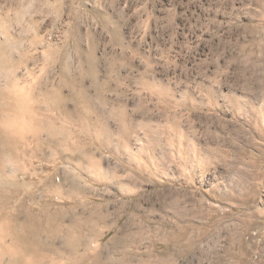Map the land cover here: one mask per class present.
Here are the masks:
<instances>
[{
    "label": "rangeland",
    "instance_id": "rangeland-1",
    "mask_svg": "<svg viewBox=\"0 0 264 264\" xmlns=\"http://www.w3.org/2000/svg\"><path fill=\"white\" fill-rule=\"evenodd\" d=\"M8 39L18 43L15 60L25 52L31 61L41 58L37 74L43 39L66 67L64 82L61 69L50 71V88H63L56 108L50 113L43 98L35 100L50 113L39 118L52 129L34 136L17 123L29 143L3 155L6 211L18 210L22 222L35 216L39 239L52 242L58 264H114V231L72 247L64 230L71 203L66 153L74 189L103 187L90 185L82 166L88 174V164L96 165L87 147L96 145L105 114L121 157L130 155L138 180L153 179L148 221L158 227L152 237L158 250L173 216L165 190L183 186L202 207L183 221L211 222L232 264H264V0H0V42ZM86 254L98 259L76 260Z\"/></svg>",
    "mask_w": 264,
    "mask_h": 264
},
{
    "label": "crops",
    "instance_id": "crops-1",
    "mask_svg": "<svg viewBox=\"0 0 264 264\" xmlns=\"http://www.w3.org/2000/svg\"><path fill=\"white\" fill-rule=\"evenodd\" d=\"M102 123L103 129L96 134V145L87 147L92 150L89 156L97 157L98 160L96 165L88 164V174L83 172L85 169L82 166V176L87 177L90 185L99 181L103 187L74 189L72 155L69 157L66 153L65 156V197L71 200L64 211L65 244L74 247L83 244L86 238L103 241L107 231H114V264H232L227 257L230 248H218L223 242L215 238L211 222L204 224L183 221L184 214L193 213L192 211L199 214L202 208L200 199L189 200L190 195L186 194L183 186L165 190V203L173 216L170 215L172 220L167 222L169 233L166 241L160 247L161 250H158V245L152 239L154 229L158 227L148 221L151 218L148 210L152 209V190L148 187H151L153 179L144 174L138 180L136 166L132 165L130 155L124 153L122 158L118 152L119 143L112 140L111 116L105 114ZM87 133L90 135L89 139H95L91 131ZM69 141L65 139L64 144L72 149L73 144ZM129 148L127 145L126 149ZM98 150L102 152H97ZM92 196L103 198L104 202L91 203L86 200ZM85 206L89 208L88 211L79 212L78 209ZM74 237L77 240L75 242ZM232 242L230 239V247ZM107 243L106 240L104 244L108 245ZM218 252L222 254L211 256V253L213 255ZM97 259V256L86 254L76 260L93 262Z\"/></svg>",
    "mask_w": 264,
    "mask_h": 264
},
{
    "label": "bare ground",
    "instance_id": "bare-ground-1",
    "mask_svg": "<svg viewBox=\"0 0 264 264\" xmlns=\"http://www.w3.org/2000/svg\"><path fill=\"white\" fill-rule=\"evenodd\" d=\"M42 42L46 43L45 49L47 50H45V59L40 74H37L36 68L41 63V58L36 60L33 56L31 61L27 51L28 54L22 53L19 59L15 60V49L18 47V43L11 39L0 42V264H58L54 257H51V252L54 250L52 242L50 244V242L39 239L41 229L37 225L35 216L26 217L22 222L18 210L6 211L9 200L6 190L8 174L4 166L3 155L5 150L18 154L19 147L29 143V139L24 133L22 136L19 135L25 128L23 126V129L18 131L17 123L29 128L34 136L39 130H51L50 121L41 120L39 117L43 115L48 118L56 108L54 99L63 95V88L56 91L51 89L49 84H52L50 71L53 66L61 69L63 72L62 82L65 81V64L62 58L52 59V55L55 57L56 53L49 49L48 42L44 39ZM5 65L13 70L19 68L20 71L14 72L10 79L5 71ZM3 83H5V88ZM25 95L28 98L27 102L23 99ZM37 97L43 98L49 104L50 113H44L40 103L35 101ZM61 103L65 105V100H62ZM7 114L17 122L8 121ZM50 229L54 230L51 227ZM5 256L10 257L9 263L5 261Z\"/></svg>",
    "mask_w": 264,
    "mask_h": 264
},
{
    "label": "clouds",
    "instance_id": "clouds-1",
    "mask_svg": "<svg viewBox=\"0 0 264 264\" xmlns=\"http://www.w3.org/2000/svg\"><path fill=\"white\" fill-rule=\"evenodd\" d=\"M5 71L8 73L9 78L11 79L12 75L14 74V72H18V71H20V69L19 68H15L14 70L13 69H9L7 67V65H5Z\"/></svg>",
    "mask_w": 264,
    "mask_h": 264
}]
</instances>
